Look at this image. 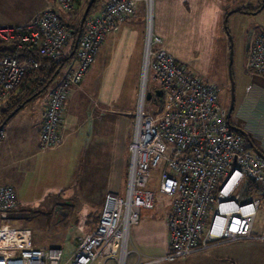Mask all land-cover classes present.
<instances>
[{"label":"built area","instance_id":"2783aa9c","mask_svg":"<svg viewBox=\"0 0 264 264\" xmlns=\"http://www.w3.org/2000/svg\"><path fill=\"white\" fill-rule=\"evenodd\" d=\"M53 1L57 8L38 12L24 25L0 26V41L15 51L0 57V104L26 71L39 65L30 55L19 59L21 49L34 48L37 57L65 55L69 26L59 14L71 13L74 0ZM140 1L149 19L153 0H105L97 14L89 12L77 39L74 66L50 89L39 148L61 144L63 102L69 89L81 83L106 34L117 31ZM160 42L147 28L124 194H105L96 225L78 240L67 264H158L225 242L264 240V219L258 233L253 232L264 200L248 196V182L264 188L263 156L246 148L243 137L229 126L215 88L178 63ZM245 67L264 80V33L248 46ZM154 89H160V101L148 100L145 109L144 93ZM242 100L254 106L245 118L248 125L241 129L264 151V87L251 84ZM158 165L157 189L171 200L169 249L164 255H137L128 261L129 229L138 223L140 210L153 205L151 169ZM15 199L14 189L0 184V264H60L61 249L31 245L26 230L10 225Z\"/></svg>","mask_w":264,"mask_h":264},{"label":"crops","instance_id":"0c3cea01","mask_svg":"<svg viewBox=\"0 0 264 264\" xmlns=\"http://www.w3.org/2000/svg\"><path fill=\"white\" fill-rule=\"evenodd\" d=\"M104 1L100 0L99 7L90 13L97 14ZM258 1L153 0L149 19L145 12L144 2L140 1L137 10L120 23L117 31L106 34L81 83L69 89L63 102L64 116L60 145L50 150H39L38 136L41 116L50 90L44 100L31 101L33 100L31 99V102H26L21 107L22 109L20 108L0 127V184L11 186L17 198L20 194L16 188L21 187L27 180H34L33 170L35 169L40 178L42 174H45V178L41 180L42 185L36 183L37 187L40 185L43 189H54L59 191V194L66 192L68 196L66 204L56 202L57 209L63 215H67L69 207L74 205L73 199L69 196H73L75 190H78L79 195H82L88 203L94 202V206L86 209L89 211L87 213L96 214L93 227L87 229L81 237L83 238L96 225L105 194L112 192L122 196L125 191L129 161L128 146L132 139L137 102L135 103L134 100L133 106L124 110L114 106L113 96L103 90L104 84L109 81L107 78L111 76L122 79L128 76L132 78V83L140 82L144 38L149 28L160 38V44L167 53L195 76L205 81L203 73L187 64L177 49L171 48L174 38L184 32L193 34L212 29L214 34H217V38L221 40L220 47L222 44L223 47L227 46L228 32L232 33L229 20H232L235 25L238 20L250 13H257H243L238 9L246 4L252 8V5ZM261 1L262 6L257 14L264 10V0ZM240 2L245 4L242 5ZM80 3L82 5L84 2ZM46 8L55 9L57 6L53 0H0V26L24 25L35 14ZM59 15L63 18L65 14L60 13ZM263 23L258 28L259 32L251 34L246 39L247 42L243 40V73L250 74L245 90L251 84L256 87L264 86V80L258 76L257 78L245 67L247 48L257 34L264 33ZM74 61L73 58L70 68L74 66ZM93 71L94 76H91ZM253 106L254 103L251 101L243 104L240 107L241 112L239 110L236 112V117L233 116L234 120L238 122V117L240 120L245 119ZM29 137L32 143L27 140ZM26 168L31 169L30 173L22 177L23 169ZM151 176L152 179L158 177L152 173ZM154 191V198H160L163 209L154 214L143 212V210L154 208L155 202L153 201L151 208L140 210L138 223L130 227L128 247L135 257L137 255L141 258L160 256L167 253L169 249L167 217L171 200L163 197L156 189ZM259 210L262 211L263 217L258 228L264 219V201ZM247 240L256 241V239H243L225 242L221 243L222 245L217 244L219 246L213 245L198 251L197 254L198 256L201 253L205 254L210 264H233L232 257L226 254L225 249H222L224 244ZM259 242L258 244L264 248V243H262L264 240ZM252 253L247 254L246 259L243 258L244 264H252ZM253 257L260 259L259 254ZM190 259L186 257L182 264L195 261L194 259L190 261ZM260 260L259 264H264V254ZM173 261L175 259L171 262Z\"/></svg>","mask_w":264,"mask_h":264},{"label":"rangeland","instance_id":"374dc122","mask_svg":"<svg viewBox=\"0 0 264 264\" xmlns=\"http://www.w3.org/2000/svg\"><path fill=\"white\" fill-rule=\"evenodd\" d=\"M240 4L243 5L245 3L240 2ZM99 5L100 0L94 3V6L90 11L92 12L96 10ZM257 5L262 6V1L259 0L256 4L252 5V8H255L254 6ZM246 6L247 8H250L248 4H246ZM84 8L81 6L79 9L75 10L76 12L65 14L63 19H65L69 25L73 27L76 26L78 28L79 19L82 15V12L84 11ZM257 13H250V15L245 16V18L238 20L235 25L232 20H229L228 23L230 24L232 33L228 32L227 46L224 45L223 47L222 44V47H220L221 40L217 38V34H214V30L212 29L205 30L202 33L197 32L193 34H187L184 32L183 34L174 38L173 47L171 46V48H174L175 50L177 49V51H179L180 55L184 57L187 64L205 75L204 80L207 82V84L215 88L217 92L218 104L225 111H227L230 103V78L232 79L233 97L234 100H236V106L234 108L233 115L231 114V118H233V120V116L236 115V112H238L240 107L243 105V94L247 91V89L245 90V86L248 85L247 83L249 82L250 76V74L243 73V40L247 42L246 39L251 34L259 32L260 29L258 28L260 24L264 22V10L259 14ZM224 26L226 27L227 25L225 24ZM262 28L264 31V23ZM69 41H71V35L68 37V42ZM230 41L232 46L231 64L229 69L228 64L230 55ZM72 61L73 58L71 61L61 66V70L59 71L57 77L47 85L42 93H40L31 101L44 100L58 78L70 68ZM91 76H94V71L92 72ZM107 79L109 81L104 84L105 87L103 90L109 95L113 96L112 104L114 106L124 110L132 107L134 100L135 103L137 102L140 84L139 81L136 84L132 83V78H129L128 76L122 77V79L120 77L109 76ZM263 101L264 100L260 101V103H263ZM149 103L150 101L148 100L144 102L145 109L148 108ZM249 113L250 111L248 114ZM238 118V122L236 121V123L239 126L243 127L248 125L246 119L240 120ZM30 139V137L27 138V140L31 142ZM39 150L45 151L50 149L39 148ZM30 170L28 168L23 169V174H21V176L23 177L25 174L28 176ZM159 171V165L151 169L152 175H158ZM33 172L34 180H27L21 187L16 188L20 194L15 199L16 208L19 210L17 209L14 217L10 219V225L15 229L26 230L29 243L31 244L32 242L31 245L40 246L47 250L51 248L61 249L60 264H67L68 258L74 251L78 239L82 237L87 229L92 228L94 225L96 214L87 213L89 211L86 210L87 208L94 206V202L88 203L84 197H82V195H79L78 190H75L74 195L69 196L73 199L74 205L69 207V213L67 215H63L62 212L57 209L56 202L66 204L68 200V196L65 194L66 192L59 194V191L57 192L54 189L41 188V180L45 178V174H42L40 178L35 169ZM36 183H40L39 187H37ZM151 187L152 189H156L158 192L156 177H154ZM162 196L165 197L164 195ZM159 199V197L154 198V208L150 210H143V212L145 211L154 214L155 212L163 209L162 201H159ZM262 217V211L258 210L253 224V232L258 233V225ZM208 222L209 219L207 220V223ZM259 241L247 240L227 243L224 244L222 249H225L227 251L226 254H229L232 257L233 264H244L243 258L246 259V255L251 252H253L251 263L259 264V262H261L260 259L263 258L264 254V248L261 244H258ZM197 253L198 251L188 256L177 258L173 262L164 261L159 264H182V261L186 257L191 258L190 261L192 259L195 260L189 264H210L208 263L207 256H204L205 254L201 253L198 256ZM255 254L260 255L259 260L253 257ZM132 256L134 259L135 255L129 251L128 261ZM146 257H142V259ZM186 263L188 264V262ZM108 264H111V261H108Z\"/></svg>","mask_w":264,"mask_h":264},{"label":"trees","instance_id":"16d2710c","mask_svg":"<svg viewBox=\"0 0 264 264\" xmlns=\"http://www.w3.org/2000/svg\"><path fill=\"white\" fill-rule=\"evenodd\" d=\"M81 1L84 2L82 3V5L80 3ZM89 1L90 0H84V1L74 0V9L71 13L76 12L75 10L81 6H83L84 8L89 3ZM97 1L98 0H95V2ZM94 3L92 7L94 6ZM260 9L261 6H257L256 8H247V6H243L238 10H240L243 13H250L251 11L258 12ZM60 19L65 21V19H63L62 17ZM65 22L67 23V21ZM76 31H77L76 26L73 27L69 25L68 33L69 35H71V41L69 42L67 41L65 45V55L61 57L58 55L52 57H37V53L34 48L24 47L23 49H21V52L19 54V59H22L23 56L26 57L30 55L38 60L39 65L38 67L35 68H29L26 71L21 83L17 87H15L11 91V93L7 96V98L0 104V119L2 121L11 111H13L16 107H18L19 104H21L25 99L29 97H32V99H34L36 96L42 93L47 87V85L57 77L59 71L61 70V66L71 61L72 58H74V53L72 54V51L74 48ZM14 52H15L14 48L10 44L0 41V57L5 54H13ZM56 70H58L57 73ZM36 92H39V94L34 96ZM228 124L229 126L232 127L238 125L233 120V118L229 120ZM243 140L245 147L251 149V147L248 146V143L245 141L244 138ZM253 144L256 147L254 142ZM257 150L259 151V154L264 158V151H261L259 149ZM250 195L264 199V188H260L257 184L248 182V196Z\"/></svg>","mask_w":264,"mask_h":264},{"label":"water","instance_id":"95a60500","mask_svg":"<svg viewBox=\"0 0 264 264\" xmlns=\"http://www.w3.org/2000/svg\"><path fill=\"white\" fill-rule=\"evenodd\" d=\"M95 2V0H90L89 3L85 6L84 8V11L82 12V15L79 19V23H78V28H77V31H76V36H75V40H74V48H73V51H72V54L74 53L75 51V48H76V43H77V39L80 35V32H81V29H82V26H83V23H84V20L85 18L87 17V15L89 14L90 10H91V7L93 5V3ZM66 26H69L68 23H66ZM231 41H230V55H229V64H228V68L230 69V64H231ZM58 72V70H56V73ZM39 92H36L34 94V96L38 95ZM230 103H229V106L227 108V111H226V120H227V123H229V120L231 118V111H232V108H233V101H234V97H233V81L232 79L230 78ZM160 96H161V91L160 89H154L152 91H147L146 92V96H145V99L146 100H150V99H156L158 100V102L160 101ZM32 99V97H29L27 99H25L21 104H19L18 107H16L13 111H11L5 118L3 121H1L0 123V127L3 126V124L10 118L12 117L26 102L30 101ZM233 131L239 133L244 139L245 141L248 143V146L251 147L252 150L254 151H257L256 147L254 146L253 142L249 139L248 135L241 129V128H235V127H232ZM258 152V151H257Z\"/></svg>","mask_w":264,"mask_h":264},{"label":"flooded vegetation","instance_id":"af4514ba","mask_svg":"<svg viewBox=\"0 0 264 264\" xmlns=\"http://www.w3.org/2000/svg\"><path fill=\"white\" fill-rule=\"evenodd\" d=\"M235 106H236V100H234L233 101V108H232V112H231V114L233 115V111H234V108H235ZM235 121V120H234ZM236 122V121H235ZM237 124V123H236ZM235 128H241V126H238V125H236V126H234Z\"/></svg>","mask_w":264,"mask_h":264},{"label":"bare ground","instance_id":"6f19581e","mask_svg":"<svg viewBox=\"0 0 264 264\" xmlns=\"http://www.w3.org/2000/svg\"><path fill=\"white\" fill-rule=\"evenodd\" d=\"M146 96V94L144 93V97Z\"/></svg>","mask_w":264,"mask_h":264}]
</instances>
